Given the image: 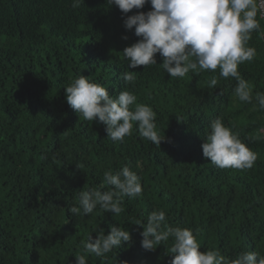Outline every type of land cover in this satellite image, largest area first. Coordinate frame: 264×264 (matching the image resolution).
Wrapping results in <instances>:
<instances>
[{
	"label": "trees",
	"instance_id": "trees-1",
	"mask_svg": "<svg viewBox=\"0 0 264 264\" xmlns=\"http://www.w3.org/2000/svg\"><path fill=\"white\" fill-rule=\"evenodd\" d=\"M151 8L123 13L107 0L78 8L72 0H0V264H76L81 241L101 229L107 235L111 225L128 229L131 241L102 258L88 254V264H171V239L151 251L141 246L135 222L154 210L165 211L168 226L191 229L201 251L264 256V111L236 101L237 82L219 77V69L172 78L159 53L157 65L128 69L123 50L140 37L124 21ZM249 46L257 56L239 71L255 95L264 91V39L254 32ZM126 71H135L134 83H125ZM80 75L113 97L132 91L157 113L165 139L159 146L144 140L135 123L123 142L107 137L106 125L67 103L65 88ZM218 117L258 154L252 169H220L204 157ZM123 167L140 176L143 192L124 197L122 213L69 212L81 190H110L103 173Z\"/></svg>",
	"mask_w": 264,
	"mask_h": 264
},
{
	"label": "clouds",
	"instance_id": "clouds-1",
	"mask_svg": "<svg viewBox=\"0 0 264 264\" xmlns=\"http://www.w3.org/2000/svg\"><path fill=\"white\" fill-rule=\"evenodd\" d=\"M149 2L150 11L137 12L124 21L125 27L129 30L134 27L135 35L140 37L123 50L128 69L157 65V53L163 58L160 65L172 78H184L189 72L215 73L219 69V77L237 82L236 101L253 104L254 110L264 111V91L253 95L254 85L239 71L241 64L252 62L257 56L256 48L249 46L253 33L258 39H264V26L260 23L264 20V0H107L109 6L115 4L123 13L141 9ZM82 3L84 0H72V7L78 8ZM134 72L124 73L126 84L136 81ZM218 79L213 75L209 87L215 88ZM65 92L67 103L85 120L106 125L107 137L113 141L123 142L126 136H132L134 123L144 140L159 146L165 139L157 131V113L151 106L137 103V96L130 90L113 97L106 87L80 75ZM209 128L202 151L213 165L236 170L254 167L258 154L241 140L234 126L226 125L218 117L210 122ZM256 138L262 137L258 133ZM103 177L102 187L111 186V189L81 190L79 206L70 207L71 214L89 215L99 207L119 215L124 211V197L137 198L143 192L140 176L128 167L117 172L109 169ZM135 224L143 228L141 246L145 250L166 246L171 239L168 248L174 254L171 264H264V256L257 251L241 252L234 259L219 249L201 251L197 235L189 228L168 226L163 210H154L146 222L137 220ZM130 241L131 234L125 227L111 225L107 235L101 229L95 238L90 235L88 240L81 241L82 254L76 256V264H88V254L102 258Z\"/></svg>",
	"mask_w": 264,
	"mask_h": 264
},
{
	"label": "bare ground",
	"instance_id": "bare-ground-1",
	"mask_svg": "<svg viewBox=\"0 0 264 264\" xmlns=\"http://www.w3.org/2000/svg\"><path fill=\"white\" fill-rule=\"evenodd\" d=\"M119 26V25H118ZM120 38V37H119ZM27 45V44H26Z\"/></svg>",
	"mask_w": 264,
	"mask_h": 264
}]
</instances>
